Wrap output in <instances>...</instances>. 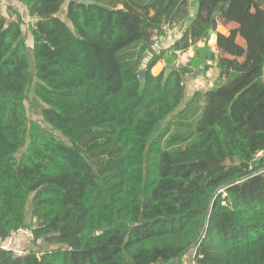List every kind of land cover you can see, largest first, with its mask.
Masks as SVG:
<instances>
[{
	"label": "trees",
	"instance_id": "16d2710c",
	"mask_svg": "<svg viewBox=\"0 0 264 264\" xmlns=\"http://www.w3.org/2000/svg\"><path fill=\"white\" fill-rule=\"evenodd\" d=\"M90 1L0 0V240L32 233L0 264H264V0ZM164 27L186 28L155 54ZM199 42L218 77L188 99ZM33 90L69 143L31 126Z\"/></svg>",
	"mask_w": 264,
	"mask_h": 264
},
{
	"label": "crops",
	"instance_id": "0c3cea01",
	"mask_svg": "<svg viewBox=\"0 0 264 264\" xmlns=\"http://www.w3.org/2000/svg\"><path fill=\"white\" fill-rule=\"evenodd\" d=\"M219 0H190V7L188 13V20L193 21L198 15L201 17H209L213 13L215 6L218 4ZM3 3H7L4 1ZM264 9V7H263ZM185 28H175L172 29L170 34H168V39L165 40V47L170 46L176 39L181 37ZM239 29V24L237 22H228L217 19V27L216 31L211 34V38L208 42L211 53L215 55H221L224 57L232 58L225 52H222L217 45V34H222L224 36L229 37L232 31H237ZM236 42L246 47V41L239 34L237 35ZM205 47V42H199L190 47V49L183 53L179 54L178 63L180 67H185L191 64V68L194 69V72L191 75H187L185 78V85L187 87V98L189 99L192 95L197 91H208L215 86V82L218 77V70L216 68V63L210 61L211 56H209V60L202 61L196 59L201 56L202 51ZM209 66V69L206 73L198 72L199 69L202 68L204 64ZM166 64L164 61L158 62L154 68L152 69V74L154 76L160 75L165 70ZM198 67V68H196ZM203 104V103H202ZM20 233L11 236L8 240L3 242L0 240V246L5 245L6 247H11L15 251H24L28 242L27 239L23 235H19Z\"/></svg>",
	"mask_w": 264,
	"mask_h": 264
},
{
	"label": "rangeland",
	"instance_id": "374dc122",
	"mask_svg": "<svg viewBox=\"0 0 264 264\" xmlns=\"http://www.w3.org/2000/svg\"><path fill=\"white\" fill-rule=\"evenodd\" d=\"M3 10V5L0 6V12ZM64 13L60 14V17L62 19H64ZM37 82V81H36ZM27 108H28V112L30 115V124L31 126H36L37 128H39L42 132H44L45 134H47L52 141L56 142V143H69V141L59 132H52L51 130H49L48 126L43 122L42 120V114L44 111V106L41 105L38 101L37 98L35 96V92L34 90L32 91V93H30V100L27 103ZM25 239L27 240H32L30 237H25ZM28 242V241H27ZM30 244H28L29 246ZM26 249H30V248ZM20 253H22L23 251H18ZM184 264H194L193 263V253H191L190 255H187V257L184 260Z\"/></svg>",
	"mask_w": 264,
	"mask_h": 264
},
{
	"label": "built area",
	"instance_id": "2783aa9c",
	"mask_svg": "<svg viewBox=\"0 0 264 264\" xmlns=\"http://www.w3.org/2000/svg\"><path fill=\"white\" fill-rule=\"evenodd\" d=\"M162 32H155L152 38L153 44L151 46L152 52L155 54H160V52L165 48V38H164V34H170L171 30L167 27H164L162 29ZM28 236L32 239V233H28ZM5 249H7L8 247H4ZM15 254L20 255L22 253L14 251ZM25 253V252H24Z\"/></svg>",
	"mask_w": 264,
	"mask_h": 264
},
{
	"label": "water",
	"instance_id": "95a60500",
	"mask_svg": "<svg viewBox=\"0 0 264 264\" xmlns=\"http://www.w3.org/2000/svg\"><path fill=\"white\" fill-rule=\"evenodd\" d=\"M80 3L83 5H92L93 2L90 0H80ZM216 27H217V21L216 20H212V29L210 30V34H213L216 31ZM146 74V71H141L139 73L140 77H144ZM160 127V125H159Z\"/></svg>",
	"mask_w": 264,
	"mask_h": 264
}]
</instances>
